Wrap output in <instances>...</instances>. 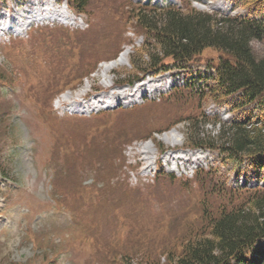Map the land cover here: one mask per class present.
<instances>
[{"label":"rangeland","instance_id":"1","mask_svg":"<svg viewBox=\"0 0 264 264\" xmlns=\"http://www.w3.org/2000/svg\"><path fill=\"white\" fill-rule=\"evenodd\" d=\"M3 1L5 0H0V5ZM31 1L33 0H7L9 6L15 7V3H19L14 11L10 10L9 15L16 11V21L25 22L28 18L26 12L30 10L23 8L31 5L29 3ZM36 1L42 2L40 4L42 6H47L49 3V7H52L50 2L54 4L56 9L52 7L53 9H46L47 12L41 8V11L45 13L53 14L59 10L64 14L68 10L74 15V19H68L67 24L58 22L44 25L43 32L34 31L36 25H32L26 33L23 31L20 37H11L8 40L4 37L3 42H0V76L5 77L0 80V264H84L85 261L97 264L94 257L99 251L107 256L111 249L102 244L115 241L116 245L118 243L117 250L102 260L106 261L104 264H145L147 260L158 258L163 261V253L177 252L180 243L188 239L190 237L188 235L202 225L203 212L206 209L217 211L222 207L228 208L239 199L235 191L231 189L232 186L240 185L241 179H244L246 187L264 180V168L261 171H252L244 164L236 167L234 162H225L222 165L217 160V153L188 146L185 139V124H178L174 130L161 133L153 137L151 141H141L138 138L151 135L153 130L169 126L181 117L197 112L200 105L208 115L215 114L221 120L231 115L225 105H216L212 99H202V103L200 102L198 106L197 97L188 89L190 87H186L187 89L183 91V97L177 93V99L174 95L166 99V95L173 86L170 87L169 83L163 84V82L169 79L173 81L172 77L178 75L175 84L179 87L187 78L196 79L199 73L207 69V63L216 62L219 52L214 49L203 50L190 61L186 68L164 71L157 75H146L144 79H153L146 82H153L160 78L158 85L161 86L154 87L155 82L153 87L158 88L157 93H166V97L159 101L156 99L158 94L153 98L154 101L145 104L144 98L137 96L138 91L132 97L133 99L130 95L123 94L118 102L113 101L105 107L107 108L105 110L110 112L103 113L105 111H102V105L108 102L98 105L95 100L91 101V97L105 93L99 91L106 89L103 77L97 70L84 81L80 79L82 82L75 89H69L63 93V100H68L63 101L62 96L57 95L52 102L53 96L62 84H70L71 79L80 74L76 72L73 75L74 67L79 63L77 51L79 54L82 52L81 59L85 64L80 62V68L86 72L99 58L115 52L118 46L119 51L126 50L124 60L116 61L112 65L114 84L108 87L106 92L115 93L121 89V91H131V86L119 84L127 77V74L123 75L121 72L122 69H129L132 48L139 46L144 40L143 33L131 26L126 18V9L131 6L163 2L176 5L190 3L202 11L219 10L227 14L245 15L247 11L237 6L235 0H88V6L84 12H78L80 16H76L73 13L75 10H71L65 1ZM33 6L38 7V5ZM30 9L32 10V7ZM78 30L79 32H76ZM65 38L70 43H81V46L73 50L72 57L66 58L65 65L68 68L52 72L51 67L50 72L46 73L47 77L44 80L41 79L39 83L44 89L33 96L35 98L33 101L28 100L26 93L31 90L27 91L24 86L28 84V80H32V77L24 80L27 74L22 62L24 51L29 48L38 49L39 46L46 44L55 47L63 43ZM12 39H21V41ZM251 47L257 56L264 55V38L252 40ZM37 54L43 66H46L53 56L45 51H39ZM52 66L56 70V65ZM99 68L101 71L104 70L102 64ZM90 86L92 89L93 86L97 88L96 94H93L92 90V94L83 97L84 91ZM181 89L178 88V90ZM148 94L155 93L150 90ZM104 96L101 95V97ZM62 101L66 103V107L67 104L68 107H79L78 104L81 102L82 107L87 106L86 113L70 114L63 108L65 106L62 105ZM89 104L91 107L88 106ZM46 105L52 106L56 112L54 113L62 118L87 117L82 123L86 125L85 127L73 126L75 130H71L76 133L77 138L86 132L88 125L93 128L113 122V127L123 128L122 133L112 134V136L113 129H106L110 135L105 134V136L112 137V142L119 143L122 146L121 152L125 156V165L122 166L118 162L119 167L116 166L112 179L113 182L123 179L126 185L142 187L143 191L134 192L136 189L128 188L126 190L132 198L127 195L120 200L116 194L103 195L102 209L116 219L106 220L105 228L103 220L107 219V216L100 217L102 227L95 228L100 231L102 237L100 238L102 244L95 242L98 250L90 248L91 237L88 235H84L85 239L76 240L74 247L68 248L60 242L70 241L68 234L63 237L64 234L69 233L66 228L76 226L82 230L86 222L91 224L88 221L91 218L85 215L84 211L86 208L96 209V207L92 203L85 206L83 202L86 197L90 201L93 200V196H90L95 191L93 183L102 181L101 178L95 177L92 167L96 166L99 173L111 172L114 169V163L117 162L116 144L114 148H111L110 142L102 145L98 155L93 154L94 148L84 147L85 152L82 156H80L82 148L78 146V157H72V151H68L70 149L68 145L66 162L69 165V175L61 177V180L57 181L52 188L51 177L52 174L54 177L55 171L54 166L48 165L47 162L51 156L48 155L46 158L51 134L35 110V107L40 110ZM93 106L101 108V111L89 112ZM121 108L125 110L120 111ZM113 109L116 110L111 111ZM205 129L210 130L211 127L206 125ZM156 142L164 146L166 151L160 154L155 148ZM144 145L147 146L148 153H142ZM167 153L187 159L179 160L177 163L173 160L167 161L164 158ZM145 158L150 160L148 167L150 170L145 168L147 164ZM154 160H157L156 166L153 163ZM135 162L141 166H128V164H136ZM52 163L58 164L57 161ZM212 166L217 170L208 171V167ZM197 167L202 168H199L196 173L194 170ZM120 171L125 172V176L121 175ZM166 173L173 174L165 175ZM254 174L260 175L262 180L257 181ZM92 176L94 179L91 180ZM155 176L156 186L154 187L152 179ZM82 181L84 184H81ZM216 181L219 187L222 184L221 188H224L221 194L216 192L218 187ZM260 184L259 182L258 185ZM105 190L108 188L105 187ZM95 194L97 196L96 191ZM251 194L252 192L247 191L242 192L241 196ZM131 199H133L132 202ZM115 227L120 232L117 233L114 241ZM107 228L114 229L109 231ZM259 247L264 250V242H261ZM116 248L112 247L113 250ZM125 256L127 260H123ZM254 256L249 254L246 260L251 261Z\"/></svg>","mask_w":264,"mask_h":264},{"label":"trees","instance_id":"2","mask_svg":"<svg viewBox=\"0 0 264 264\" xmlns=\"http://www.w3.org/2000/svg\"><path fill=\"white\" fill-rule=\"evenodd\" d=\"M67 1L80 12L88 6V0ZM234 2L247 11L245 15L202 11L190 3L182 7L146 3L126 9L130 25L144 35L143 42L133 48L127 74L138 77L148 70L184 68L203 50L218 51L216 62L207 63V70L186 86L197 97L198 106L202 99H212L227 105L234 115L226 120L210 117L200 105L197 112L180 120L186 141L216 150L223 163L243 162L262 169L264 55L254 53L251 41L264 38V0ZM184 90L175 92L183 97ZM206 125L211 129H205ZM222 189L218 184L216 192L221 194ZM257 190L248 196L235 191L239 199L228 209H206L202 225L180 243L179 252L163 253L164 261L158 258L145 264H242L249 254L255 255L249 264H264L256 247L264 239V189Z\"/></svg>","mask_w":264,"mask_h":264},{"label":"bare ground","instance_id":"3","mask_svg":"<svg viewBox=\"0 0 264 264\" xmlns=\"http://www.w3.org/2000/svg\"><path fill=\"white\" fill-rule=\"evenodd\" d=\"M34 1V2H33ZM33 1H31V2H29V3H31V5H29V6H25L23 9H25V8H27V9H29L30 11L29 12H26V16H28V18L27 19H25V22H18V21H16V11L7 19V16L6 15H3V16H1L0 17V29L1 30H5V29H14V30H21L22 29V27L26 24V23H29L30 22V20L32 19V15L33 14H40V15H43V16H45V15H47V14H51V13H45V12H47L46 11V9H53V8H55L54 7V4L52 3V2H50L51 3V6L53 7H49V3H47V6L46 7H43L44 8V10H45V12H43V11H41L42 9H39V10H37L36 12H34L38 7H34L33 5H39L40 4V1H36V0H33ZM28 3V4H29ZM39 3V4H38ZM32 7V10L30 9V8ZM56 9V8H55ZM22 10V9H21ZM58 10V9H57ZM49 11H51V10H49ZM48 11V12H49ZM34 12V13H33ZM56 12V11H55ZM60 13H62L63 14V12H61V11H59L58 10V12L57 13H54L53 12V15H59ZM52 15V14H51ZM3 18V19H2ZM127 54V51L126 50H124V51H122L120 54H119V57H118V59H117V61H119V62H122L123 60H124V56ZM146 80H153V79H145L143 82H141V83H139V84H137L135 87H131V91H115V93H113V92H105V93H99L98 95H95V96H93V97H91L90 99H91V101L92 100H95V103H98V105L99 104H102V103H105V102H108L109 104L110 103H113V101H116V102H118V99L124 94L125 96H128V95H130L131 96V98L133 97V96H135V94L137 93V91L139 90V91H145L146 89H147V86L148 85H152V81H147L146 82ZM155 80V79H154ZM158 81H160V78H158L157 80H155V81H153L154 83L155 82H158ZM125 88V87H124ZM101 95H105L104 97H101ZM78 96H80V95H78ZM88 101V100H87ZM91 104H89L88 106H90ZM94 105H96V104H94ZM78 106L79 107H82V104H81V102H80V104H78ZM140 152V151H139ZM149 152V150L147 149V146L146 145H144V147L142 148V153H148ZM164 158L166 159V160H169V159H173V160H185V158L184 157H180V156H173L172 155V153H167L166 155H164ZM187 159V158H186Z\"/></svg>","mask_w":264,"mask_h":264}]
</instances>
